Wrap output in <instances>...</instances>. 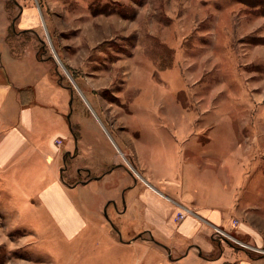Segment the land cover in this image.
<instances>
[{
  "label": "rangeland",
  "instance_id": "rangeland-1",
  "mask_svg": "<svg viewBox=\"0 0 264 264\" xmlns=\"http://www.w3.org/2000/svg\"><path fill=\"white\" fill-rule=\"evenodd\" d=\"M18 1L0 0V84L13 89L47 76L56 89L45 93L52 109L67 108L72 137H54L52 119L39 111L44 119L14 140L8 156L18 161L0 172V264H187L169 262L164 249L151 252L145 242L114 245L93 231L89 217L105 224L121 220L108 201L117 195L119 209L124 207L127 196L120 190L132 173L113 165L114 156L167 193L168 181L176 185L181 179L169 175H212L213 153L246 146L252 115L264 104V0H22L29 7L40 4L43 20L34 32L19 29ZM37 53L50 63H40ZM56 80L75 93L62 96ZM35 86L21 94L22 102H36ZM141 146L151 150L152 162L146 149L137 155ZM69 147L71 156L62 161ZM51 153L57 157L50 159ZM195 158L200 167L187 170V160ZM258 166L264 173V165ZM59 167L67 186L111 172L94 188L67 187L71 210L61 211L41 191L42 176L55 179ZM251 169L249 164L240 170L236 198L228 199L231 211L206 219L254 258L250 263L232 248L223 264H264V182H246ZM17 174L34 196L18 194L21 182L11 179ZM203 187L209 195L220 192L219 184ZM94 195L104 204L90 216L85 208L97 206ZM180 205L175 223L183 220L180 214L192 215ZM116 236L127 240L125 232Z\"/></svg>",
  "mask_w": 264,
  "mask_h": 264
},
{
  "label": "crops",
  "instance_id": "crops-1",
  "mask_svg": "<svg viewBox=\"0 0 264 264\" xmlns=\"http://www.w3.org/2000/svg\"><path fill=\"white\" fill-rule=\"evenodd\" d=\"M16 8V14L20 19L19 29L21 31L28 30L34 32L36 27L41 26L43 19L40 4L29 7L24 1L19 0ZM46 21L47 20H45V23ZM36 55L39 59L38 53ZM39 62L47 64L50 63L49 60L43 58L39 59ZM43 76L44 77L39 78V80H36L34 84H27L24 87L16 86L12 89V86L8 82H6L5 85L0 84V172L5 173L9 171L10 165L18 161L17 157L14 158L12 156H8V152L13 147V144L17 142L14 140L17 139L19 135L28 130L39 118L42 120L44 119L43 117H38L41 113L42 115L44 114L43 116L47 114L52 119L54 137L59 138L62 136L66 139V141L72 137V131H70V127L65 120V118H67V108L61 109L60 111L59 107L54 105L56 109H52L51 98L49 94L45 92L51 90L54 93L56 86L51 84V81L47 76ZM56 81L59 86L57 90L60 94H62V96L67 97L69 93L70 95L75 93L72 86L61 82L60 80ZM32 85H36L35 87L37 88L35 92L37 98L36 102L35 97H32L31 102H22L20 97L21 94L27 89H30L33 93L32 89L34 88ZM46 100L49 101V103H46ZM39 111L41 112L40 114H38ZM14 114H17L16 118H12L11 115ZM252 117L253 125H251L249 134L247 135L246 146H238L237 144L230 146V152L224 153V155H228L227 157H224L223 154L215 155L213 153V167L215 169L213 170L212 175L206 174L203 170H200L201 172H198V174L195 175H191L189 173H184L182 176L181 173H174L171 176L169 175L168 177H171V179H175L179 176L181 179L179 180L180 183L176 184L177 186L171 181H168L169 185L166 186L167 193L158 191L155 184L157 183L156 180L151 178L146 179V177H141L137 173L134 174L130 165L122 162H116L114 156L113 165L127 166L128 168L126 170L132 173L131 179L122 182L123 187H121L122 189L120 188L121 194L123 191V194L127 196L126 202L124 203L126 207L124 205L123 208L121 207L119 209L117 195H113L112 198H109L110 200L108 201V205L110 206L111 204H116L117 212L115 213L121 217V220H116L114 222L110 221L108 224H105L104 222H97L95 219L89 217L90 225L93 227V231L97 232L108 242L114 245H121L122 247H137L145 242L149 246L148 250L151 252L161 253L159 249L162 248L165 250L167 260L173 263L223 264L222 259L232 248L236 250L238 249L240 253L243 252L246 255V258L249 259L248 261L251 263V260L254 258L250 256V252L244 250L243 248L236 247L233 242L226 239L228 238L227 234L224 233V235L227 236H225L226 238L220 236V230H212V225L206 219L211 215L218 216L220 215V212L223 211L227 213L228 209L231 211L232 203L229 200L236 198V185L239 182H242V175L240 174L242 167L249 164L252 167V169L246 174V182H250L252 184L255 181L264 182V173H258V165H264V104L257 107ZM74 134L77 135L75 132ZM109 134L110 133H107L106 131L105 135L108 136ZM130 135L132 136L131 133ZM116 137L122 142L124 147L128 145L126 144L124 136L116 134ZM73 142L74 139L71 140V143ZM114 143L116 144V142ZM113 148L116 149L114 146ZM138 148L140 149L137 155L142 157V150H147V148H143L142 146ZM71 149L73 148L69 147L66 149L67 151L64 152L62 158L60 157L62 161H66V158L71 156ZM118 150L120 149L118 148ZM147 152H149V158H151L152 162L154 159L153 153L149 150V148ZM75 154L72 153V156ZM46 155L47 154H43L44 157H46ZM242 156L244 157V160ZM56 157L57 156L53 153L50 154V159ZM127 158L129 162L134 159L130 155H127ZM260 160L261 164L258 163ZM22 161L23 160L20 158V166L24 165ZM48 162L50 163L51 160H48ZM198 163V158L191 159L190 161L187 160V170L188 168L190 169L196 165L197 168H199L200 166ZM133 164L135 166L134 160ZM225 167L229 168L228 171L222 170V168ZM110 169L108 173L111 172ZM237 169L238 172H236ZM62 172V167H59V171L55 179L51 180V175H43L41 178V182L43 183L41 191H45L50 200L52 195L57 196V194L61 195L65 193L67 196V187L74 189L78 187V184L85 187L90 185L92 188L99 186V180H103L105 175L108 174H103V171H100L95 178H86L78 184L67 186L62 178ZM11 179L12 182H21V186H18V194L20 193V196L28 195L31 197L35 195L34 192L29 190L28 183L23 180L24 177L21 174L13 175L11 176ZM126 182H128V185L125 184ZM209 182H212V184L215 185L219 184L220 192H214L213 195H209L208 192L203 193L205 190L203 187L204 183ZM226 182H228V184ZM168 193L175 196V198H178L180 203H174V201L171 200L172 196ZM111 195L103 196V200L107 201V198ZM95 199L98 201L97 210H92L97 206L90 208L86 206L85 208L87 214L90 216L95 215V212H101L99 203L101 206L104 204V202L101 204L95 195L92 197V202ZM180 204H182L183 207H190L192 215L190 214L183 218L180 223H175L174 216L181 208ZM211 205L212 207L210 208ZM254 205L256 204L254 203ZM254 205L251 204L250 207L256 209L257 206ZM262 208L264 209V207ZM122 218L126 219L129 227L125 226L126 221ZM122 232L127 234V240L119 241L116 233L122 235ZM131 232L133 233L131 234ZM206 235L209 236L211 242H208V240L205 239ZM172 238L175 242L171 241ZM159 253H157V256ZM161 255H159V257ZM157 256L155 257V254H152L150 257L151 261L155 263V260H158ZM243 262L246 264L245 260ZM240 264L242 263L240 262Z\"/></svg>",
  "mask_w": 264,
  "mask_h": 264
},
{
  "label": "bare ground",
  "instance_id": "bare-ground-1",
  "mask_svg": "<svg viewBox=\"0 0 264 264\" xmlns=\"http://www.w3.org/2000/svg\"><path fill=\"white\" fill-rule=\"evenodd\" d=\"M64 194H61V195L57 194V196L52 195L51 201L55 204V206H58L59 208H61V211H65V210L70 211L71 209H69V202L67 200L68 197L66 196V194L65 195Z\"/></svg>",
  "mask_w": 264,
  "mask_h": 264
},
{
  "label": "built area",
  "instance_id": "built-area-1",
  "mask_svg": "<svg viewBox=\"0 0 264 264\" xmlns=\"http://www.w3.org/2000/svg\"><path fill=\"white\" fill-rule=\"evenodd\" d=\"M178 218H179V219H180V218L183 219V218H184V215H183V214H180ZM219 234L223 235L222 232H220V231H219Z\"/></svg>",
  "mask_w": 264,
  "mask_h": 264
}]
</instances>
